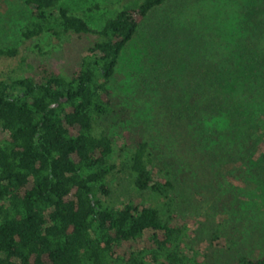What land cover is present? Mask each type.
I'll list each match as a JSON object with an SVG mask.
<instances>
[{
    "label": "rangeland",
    "instance_id": "rangeland-1",
    "mask_svg": "<svg viewBox=\"0 0 264 264\" xmlns=\"http://www.w3.org/2000/svg\"><path fill=\"white\" fill-rule=\"evenodd\" d=\"M140 1L62 0L58 6L98 30ZM30 19L22 0H0V47L17 51L0 56V79L30 76L38 63L69 74L98 38L46 32L25 39L20 29ZM256 50L264 53V0H167L139 24L107 82L115 109L96 123L113 141L105 203L116 207L133 200L165 210L169 199L132 182L127 160L134 139L144 137L154 177L168 175L173 184V221L184 228L183 249L194 264L264 255V169L260 159L241 156L242 131L262 112L263 100L253 86L239 87L234 72L240 54ZM199 80L227 83L224 92L210 95L228 105L225 122L204 121L209 108L199 96ZM4 135L0 129V139ZM133 246L150 247L148 234Z\"/></svg>",
    "mask_w": 264,
    "mask_h": 264
},
{
    "label": "trees",
    "instance_id": "trees-1",
    "mask_svg": "<svg viewBox=\"0 0 264 264\" xmlns=\"http://www.w3.org/2000/svg\"><path fill=\"white\" fill-rule=\"evenodd\" d=\"M31 19L20 33L31 39L96 34L69 74L38 63L30 76L0 79V264H194L184 251V228L173 221L168 175L155 178L148 142L138 136L127 164L133 184L166 202L163 210L133 200L105 203L113 141L96 123L114 111L107 87L118 56L139 24L167 0H141L119 10L100 29L58 6L62 0H22ZM1 48L0 56H14ZM240 54L238 86H253L262 112L243 129L242 158L260 159L264 169V53ZM223 75L228 71L222 72ZM204 121L223 123L228 105L210 97L227 83L198 81ZM193 98H198L193 93ZM206 107V108H207ZM237 109V122L241 121ZM148 234L150 247L133 249ZM128 251V252H127ZM232 264H264V255H240Z\"/></svg>",
    "mask_w": 264,
    "mask_h": 264
}]
</instances>
